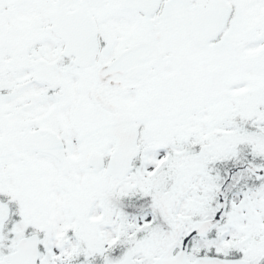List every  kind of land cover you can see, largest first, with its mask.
<instances>
[{
  "label": "snow or ice",
  "instance_id": "obj_1",
  "mask_svg": "<svg viewBox=\"0 0 264 264\" xmlns=\"http://www.w3.org/2000/svg\"><path fill=\"white\" fill-rule=\"evenodd\" d=\"M0 264H264V0H0Z\"/></svg>",
  "mask_w": 264,
  "mask_h": 264
}]
</instances>
